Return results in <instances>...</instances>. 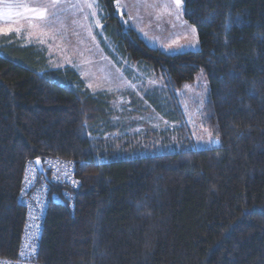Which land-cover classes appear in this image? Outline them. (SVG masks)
<instances>
[{
    "label": "trees",
    "instance_id": "16d2710c",
    "mask_svg": "<svg viewBox=\"0 0 264 264\" xmlns=\"http://www.w3.org/2000/svg\"><path fill=\"white\" fill-rule=\"evenodd\" d=\"M115 1L97 0L104 37L168 88L202 73L203 126L218 144L181 149L188 130L166 94L144 99L173 128L114 137L103 94L1 35L0 261L16 262L32 167L28 193L47 196L38 264H264V0H183L198 50L175 55L125 26ZM46 158L72 163L77 184L51 181Z\"/></svg>",
    "mask_w": 264,
    "mask_h": 264
},
{
    "label": "rangeland",
    "instance_id": "374dc122",
    "mask_svg": "<svg viewBox=\"0 0 264 264\" xmlns=\"http://www.w3.org/2000/svg\"><path fill=\"white\" fill-rule=\"evenodd\" d=\"M52 3L53 0H0V36L36 48L49 69L71 68L90 93L103 94L113 112L114 137L121 131L166 133L173 128L175 123L144 99L149 93L158 98L166 94L174 101L184 130H188L185 140H180L181 149L217 146L218 140L203 126L208 84L202 73L180 89L168 88L154 79L147 66L127 62L116 53L111 40L102 34V10L97 0H56L55 9L50 7ZM93 4L98 7H89ZM41 10L47 13L43 19L38 16ZM115 10L124 25L151 48L166 55L198 50L196 30L193 32L195 28L183 17V0L179 9L175 0H116ZM100 41L110 55L103 51ZM161 89L163 95L155 93Z\"/></svg>",
    "mask_w": 264,
    "mask_h": 264
},
{
    "label": "built area",
    "instance_id": "2783aa9c",
    "mask_svg": "<svg viewBox=\"0 0 264 264\" xmlns=\"http://www.w3.org/2000/svg\"><path fill=\"white\" fill-rule=\"evenodd\" d=\"M44 167L49 171L51 181L76 184V181L74 182L72 179V163L46 158L44 160ZM34 173L35 169L32 167L27 168L26 188L22 193L23 203L27 209V218L15 264H38L35 262L37 240L41 233V222L47 205V196L46 191H42L41 189L28 193L29 186L33 180L31 177L34 176ZM53 200L59 201V198L55 196ZM34 252L35 255H31ZM0 264L2 263L0 262Z\"/></svg>",
    "mask_w": 264,
    "mask_h": 264
},
{
    "label": "snow or ice",
    "instance_id": "6c2138e0",
    "mask_svg": "<svg viewBox=\"0 0 264 264\" xmlns=\"http://www.w3.org/2000/svg\"><path fill=\"white\" fill-rule=\"evenodd\" d=\"M181 3L182 0H175V5L176 7L179 9L181 7ZM58 5L56 4V0H53V3L50 5V7H52L53 9H55ZM73 7H75V5H73ZM89 7H98V5H89ZM56 13L53 12V15H55ZM47 15V13L43 10L39 11L38 16L39 18L43 19L45 16ZM193 32H195V29H192ZM23 255V253H22ZM31 255H35V252L32 253Z\"/></svg>",
    "mask_w": 264,
    "mask_h": 264
},
{
    "label": "water",
    "instance_id": "95a60500",
    "mask_svg": "<svg viewBox=\"0 0 264 264\" xmlns=\"http://www.w3.org/2000/svg\"><path fill=\"white\" fill-rule=\"evenodd\" d=\"M34 164L36 166L38 174L43 176V177H45V172H44V170H43V168L41 166L40 160H35ZM45 179H46V177H45Z\"/></svg>",
    "mask_w": 264,
    "mask_h": 264
},
{
    "label": "bare ground",
    "instance_id": "6f19581e",
    "mask_svg": "<svg viewBox=\"0 0 264 264\" xmlns=\"http://www.w3.org/2000/svg\"><path fill=\"white\" fill-rule=\"evenodd\" d=\"M74 167H72V169H73ZM74 170V169H73ZM75 171V170H74ZM74 173V172H73ZM73 173H72V179H73V181L75 182V181H77V179L76 178H74L73 177ZM77 184V183H76ZM58 185H60V184H58ZM63 185V184H62ZM62 185H60V186H62ZM71 185V184H70ZM66 186V185H65ZM73 186V185H72ZM74 187V186H73ZM68 188V187H67ZM68 190V189H67ZM70 190H73V189H70V187H69V191ZM53 194H55V193H53ZM58 195V194H57ZM55 198V196H53L52 195V199H54ZM58 198V197H57ZM24 230V229H23ZM2 264H15V263H10V262H3V261H0Z\"/></svg>",
    "mask_w": 264,
    "mask_h": 264
}]
</instances>
